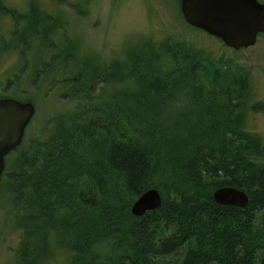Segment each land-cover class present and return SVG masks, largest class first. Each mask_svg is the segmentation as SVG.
Returning <instances> with one entry per match:
<instances>
[{"label": "trees", "instance_id": "trees-1", "mask_svg": "<svg viewBox=\"0 0 264 264\" xmlns=\"http://www.w3.org/2000/svg\"><path fill=\"white\" fill-rule=\"evenodd\" d=\"M140 40L71 69L74 107L7 157L4 184L26 218L15 264L54 260L53 245L71 264H264V141L249 122L264 103L251 68L173 36ZM222 187L248 205L216 204ZM150 189L160 208L134 217Z\"/></svg>", "mask_w": 264, "mask_h": 264}, {"label": "rangeland", "instance_id": "rangeland-1", "mask_svg": "<svg viewBox=\"0 0 264 264\" xmlns=\"http://www.w3.org/2000/svg\"><path fill=\"white\" fill-rule=\"evenodd\" d=\"M32 1L38 4L41 9L43 8L48 15L61 21L62 30L55 26L54 21L48 20L52 32L49 39L52 37L56 41L61 39V44H58L61 47L67 46L66 37L73 42L75 52V59L71 62L72 64L75 63L73 68H79L80 66L77 64L81 61L86 63L84 60L86 58L88 64L92 58H96V60L100 59L102 65H107L115 59H120L123 52L131 50L132 47L141 42L140 39L152 38L154 41H158L173 36L180 41L191 42L197 49L206 50L213 58H237L244 65L250 67L253 82L252 101L264 103V35L258 38L253 47L234 52L224 47L220 41L186 25L179 9L180 0ZM257 1L264 4V0ZM2 3L3 7L4 4H7L12 8H21L26 3L32 4L30 0H3ZM30 8L33 7L30 6L28 11ZM14 12L19 14L21 10L18 9ZM1 20L6 22L3 18ZM33 33L35 34V32L30 31L31 38L28 37L30 45L34 44ZM36 47L38 48L36 50L37 58L44 60L47 58L49 61L52 55L49 56L47 50L52 47L59 48L56 44H50L49 41ZM102 65H98L100 69L105 68ZM101 71L99 72H104ZM68 72L72 75L71 66ZM4 74L5 71L1 68L0 76ZM218 75L219 79L233 77L231 72L225 71H219ZM72 78L74 80L75 76L73 75ZM70 84L60 86L58 90L56 88L53 93L47 95L44 93L43 96L36 99V102L34 101V94L30 96L36 104L37 112L26 128V141L39 136L38 134L43 131L50 117L67 112L74 107L72 90L75 88ZM249 120L254 133L258 134L264 141V111L250 114ZM24 147L25 145L19 149ZM4 183L2 181L0 186V264H15V250L21 239V231L16 228L15 224L17 220H26V218H23V213L16 211L18 207L14 205V197L10 193L9 185ZM60 250L59 245H53L52 253L55 259L48 257L45 264H57L56 260H58V264H71L70 257L62 258L65 253H59ZM63 251L65 250L63 249ZM43 263L44 260L37 261V264Z\"/></svg>", "mask_w": 264, "mask_h": 264}, {"label": "water", "instance_id": "water-1", "mask_svg": "<svg viewBox=\"0 0 264 264\" xmlns=\"http://www.w3.org/2000/svg\"><path fill=\"white\" fill-rule=\"evenodd\" d=\"M179 9L189 27L233 51L253 47L259 36L264 35V4L257 0H180ZM33 115L31 104L0 101V182L4 159L21 144ZM212 198L221 206L245 208L248 205L246 193L232 187L215 190ZM161 204L158 191L150 189L133 203L131 214L140 217L145 212L159 209Z\"/></svg>", "mask_w": 264, "mask_h": 264}, {"label": "flooded vegetation", "instance_id": "flooded-vegetation-1", "mask_svg": "<svg viewBox=\"0 0 264 264\" xmlns=\"http://www.w3.org/2000/svg\"><path fill=\"white\" fill-rule=\"evenodd\" d=\"M30 1L32 4L28 5L26 3L21 8H12L7 4H4L3 7V0L0 3V69L3 68L5 71V74L0 76V101L13 100L21 104H31L34 109L33 119L37 112L34 101L36 102L39 96H43L44 93L46 95L53 93L56 88L58 90L60 86L69 85L72 82L73 74L70 75L68 71L64 72L63 68L67 67L69 69L71 66V69H73L75 63L72 64L71 62L75 59V52L73 42L67 37L66 47L58 45L61 44V39L56 41L52 37L48 41L50 44H56L59 48L52 47L47 50L48 55H52L50 61L47 58L46 60L37 58L36 50L38 48L36 46L42 44L40 33L41 31L50 30L51 24H48V20L54 21L55 26H58L60 30L63 29V26L62 23L60 24V20L51 17L38 4L33 3L32 0ZM30 6L33 8L28 11ZM18 9L21 12L16 14L14 11ZM41 16H45V23L44 20L40 19ZM2 18L6 22H3ZM30 31L35 32V34H32L34 46L28 43V37L31 38ZM60 34L63 35L61 32ZM32 94H34V101L30 98ZM26 143L24 132L21 144L16 150L26 145ZM6 163L7 156L4 159L1 183L4 181Z\"/></svg>", "mask_w": 264, "mask_h": 264}]
</instances>
